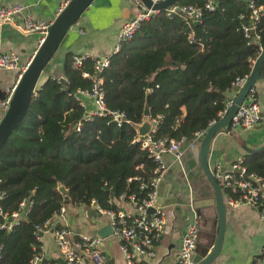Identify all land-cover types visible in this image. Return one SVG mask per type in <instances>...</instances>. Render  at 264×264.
<instances>
[{"label":"trees","instance_id":"obj_1","mask_svg":"<svg viewBox=\"0 0 264 264\" xmlns=\"http://www.w3.org/2000/svg\"><path fill=\"white\" fill-rule=\"evenodd\" d=\"M206 1L176 4L202 7ZM215 1V9L203 10L198 23L160 12L119 44L98 75L106 109L124 114L128 122L119 128L108 118L82 121L74 93L90 87L82 77L92 71L89 61L74 67V55L66 53L59 76L36 84L21 121L0 147V208L8 216L0 217V224L9 221L20 202L29 203L9 231L0 230V264H27L41 250L36 228L67 205L93 203L116 211L110 201L120 195L133 194L137 203L146 199L154 164L139 143L131 144L145 108L149 119L160 118L153 140L190 138L219 120L231 84L249 75L264 46V14L257 24V46L240 30L249 17L248 2ZM254 4L264 11V4ZM259 76L264 79V62ZM242 166L264 182V150L244 155Z\"/></svg>","mask_w":264,"mask_h":264},{"label":"crops","instance_id":"obj_2","mask_svg":"<svg viewBox=\"0 0 264 264\" xmlns=\"http://www.w3.org/2000/svg\"><path fill=\"white\" fill-rule=\"evenodd\" d=\"M67 2L68 0H0V8L14 5L23 8L20 14L12 18L11 23L0 25V51L14 53L18 57V65L25 66L43 35L38 32L21 34L13 24L29 17L33 21L49 25ZM139 4L138 0H93L63 37L55 58L43 70V78L59 76L60 62L66 53L95 58L112 55L121 26L140 11ZM16 75L17 71L0 70V101L4 99L6 90L14 84ZM238 91L231 88L226 93V106L234 100ZM253 91L262 121L251 130H223L217 133L209 144V171L216 164L227 169L236 160H242L248 152L260 151L264 147V81L256 82ZM1 117L0 113V119ZM199 145L200 143L193 150L184 147L177 162L170 155L163 156L166 172L156 187L153 204L163 214L162 235L159 243L154 246V258L139 259L135 264H175L183 230L191 222L198 227L195 255L204 257L211 250L217 232L214 195L199 166ZM221 195L224 203L222 190ZM113 206L126 215L133 214L126 203L113 202ZM224 208L222 243L218 255L210 264H259L258 259L264 245V226L257 213L248 207L231 209L224 204ZM198 211L201 218L195 217ZM106 224V215L96 212L93 205H67L57 225L71 230L75 235L91 237L97 236ZM102 240V251L108 264H124L118 243L111 236ZM39 243L44 259L63 264L49 230L40 235Z\"/></svg>","mask_w":264,"mask_h":264},{"label":"built area","instance_id":"obj_3","mask_svg":"<svg viewBox=\"0 0 264 264\" xmlns=\"http://www.w3.org/2000/svg\"><path fill=\"white\" fill-rule=\"evenodd\" d=\"M159 1L163 0H153L152 2L157 3ZM216 6L215 0H207L202 7L195 5H177L175 3L161 12H163L166 17L174 16L183 21L198 23L201 20L203 10L212 11ZM247 8L250 12L247 24L240 26V30L242 31L243 37L250 40L249 43L259 46L260 36L258 34L259 30L257 24L263 16L264 11L261 6H257L252 2H248ZM139 9L140 11L132 19L126 21L121 26L113 53L117 52L121 42L132 38L143 22L148 21L152 16L160 13L158 11L146 9L140 4ZM22 10L23 8L19 5L0 8V25L11 23L12 18L20 14ZM240 19H242V16H240ZM13 25L21 34L38 32L41 33L43 37L44 31L48 26L42 22L33 21L29 17ZM43 37L39 40L38 46L42 43ZM261 49L262 48H259V51ZM110 56L95 58L90 55H83L80 57H73L72 64L74 67H80L84 60L89 61L92 67L90 74L82 73V77L89 81L90 87L77 90L74 93V99L79 107L83 109L82 121L90 122L94 118H108L109 123L119 128L122 124L128 122L124 114L106 109L100 89L101 80L98 79V75L101 71L108 67ZM27 66L28 63L25 66H19L18 57L14 53H2L0 51V70L17 71L14 84L10 89L6 90L4 99L0 101L1 115L6 111L13 91ZM246 79L247 76L236 78L231 84V88L239 90ZM232 103L233 101L218 114V121L226 116ZM158 119L160 118H148L151 128L145 140L141 142L138 141L135 129L136 136L131 141V144L134 142L139 143L140 148L145 152L147 158L154 164V169L152 171L153 178L149 181L148 187L150 191L147 193L146 199L137 203L135 201V196L130 194L126 197L120 195L117 199L110 201L112 206L113 202L126 203L131 208L133 212L132 215H126L124 212L117 210H101L93 203L91 204L94 206L96 212L102 213L108 218L111 237L118 243V249L122 255L124 264H135L139 259H153L155 256L154 246L159 243L160 236L162 235V227L164 226L162 211L154 208L153 205L156 187L166 172L165 165L162 161L163 156L170 155L176 162L179 161L182 149L184 147L192 150L195 149L202 140L207 129L213 124L211 123L206 130L195 132L190 138L181 137L178 140L161 138L153 140L151 135L156 130ZM262 119L263 117L261 116L259 106L255 99V93L253 89H250L246 99L232 116L227 130H251L256 127ZM80 125L81 123L78 122L74 126V131L76 133H79ZM210 173L221 190H228V194L224 193L223 196L224 204L227 207L231 209L248 207L254 210L264 226V182L260 177L251 173L247 174L246 169L242 166L241 159L236 160L227 169H223L216 164L212 170H210ZM143 188L144 185H141L140 189ZM2 196L3 194L0 193V199ZM27 205H29V203L25 201L20 202L17 211L9 216V221L0 224V230L9 231L12 226L19 221L20 216H24ZM149 209H151L152 212L148 214L147 211ZM63 214L64 208H61L49 221L47 220L43 223L42 228L38 229L37 227L36 234L38 239L42 233L49 230L59 259L63 264H108L102 251L103 240L98 236L75 235L71 230L65 227H53V223L58 221ZM0 217H2L4 221L8 217L7 214L2 212L1 208ZM197 240L198 228L196 223L191 222L190 224H186L181 236L175 264H195L193 262V254L195 253ZM258 261L259 264L264 263V245ZM27 264H60V262L47 261L44 259L40 250V252L34 255Z\"/></svg>","mask_w":264,"mask_h":264},{"label":"water","instance_id":"obj_4","mask_svg":"<svg viewBox=\"0 0 264 264\" xmlns=\"http://www.w3.org/2000/svg\"><path fill=\"white\" fill-rule=\"evenodd\" d=\"M93 0H68L64 7L58 12L53 21L47 26L44 31V37L42 43L37 47L28 66L22 73L14 91L9 101L6 111L3 113L0 119V147L7 139L8 135L17 127L21 121L26 107L30 98L34 95V90L38 82L39 76L43 73L44 68L51 60L56 50L59 47L60 42L67 33V31L76 23L82 12L90 5ZM140 5L146 9L152 11H164L166 8L177 3L178 0H163L157 3H153V0H138ZM244 2H252L258 4H264V0H239ZM264 62V46L259 51L257 57L252 63L249 75L245 80L244 84L239 89L233 103L228 110L226 116L215 123H213L204 134L199 148H198V161L201 172L209 184L213 192V202L215 219L217 222V232L214 238V243L212 245L209 253H205L204 257L200 255L193 254V262L195 264H210L221 247L224 226H225V208L221 195V189L211 176V173L207 165V154L209 150V144L211 139L219 132L227 130L232 116L237 111L241 103L246 99V96L250 89H253L254 85L258 81H264L263 78L259 76V69L261 64ZM58 84L66 88V83L64 79L58 78ZM144 119L140 125L136 127L137 139L138 141H143L147 138L150 132L151 124L147 118V109L143 111ZM264 150V147L261 149ZM260 150V151H261ZM258 151H250L248 154L256 153ZM58 192L63 195L65 190L60 187ZM67 197H64V204H67ZM152 210L149 209L147 213H151ZM199 211L196 212V216L201 218ZM204 218V217H202ZM58 224V221L54 223V226ZM197 226V224H196ZM198 228V227H197ZM100 239L111 236V230L109 225L106 224L101 231L96 234ZM207 251V250H206Z\"/></svg>","mask_w":264,"mask_h":264},{"label":"rangeland","instance_id":"obj_5","mask_svg":"<svg viewBox=\"0 0 264 264\" xmlns=\"http://www.w3.org/2000/svg\"><path fill=\"white\" fill-rule=\"evenodd\" d=\"M54 58H55V55H54ZM43 77H44V76H43L42 74L39 76V79H38L37 85H40V84L43 83V81H44V78H43Z\"/></svg>","mask_w":264,"mask_h":264}]
</instances>
